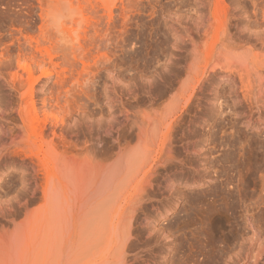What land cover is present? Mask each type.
<instances>
[{
	"label": "rangeland",
	"instance_id": "1",
	"mask_svg": "<svg viewBox=\"0 0 264 264\" xmlns=\"http://www.w3.org/2000/svg\"><path fill=\"white\" fill-rule=\"evenodd\" d=\"M77 1L0 0V264H264V0Z\"/></svg>",
	"mask_w": 264,
	"mask_h": 264
},
{
	"label": "bare ground",
	"instance_id": "2",
	"mask_svg": "<svg viewBox=\"0 0 264 264\" xmlns=\"http://www.w3.org/2000/svg\"><path fill=\"white\" fill-rule=\"evenodd\" d=\"M74 1H75V0H74ZM103 1H104V0H103ZM77 2H80V1L78 0ZM77 2H76V3H77ZM82 2H83V1H82ZM84 2H85V1H84ZM106 2H107V1H106ZM106 2H104V3L102 2L103 5H105V6H104V7H105V11H104V9H103V11L106 12V13L108 14V17H109V19H110L111 15H113V12H112V10H111V7L108 5L109 3L106 4ZM70 3H71V2H70ZM72 3H73V1H72ZM85 3H86V2H85ZM87 3H88V2H87ZM96 7H97V6H96ZM96 7H95V8H96ZM98 7H99V6H98ZM93 9H94V7H93ZM97 9H99V8H97ZM97 9H95V12H94V10L91 11V13H92V12L96 13V12L98 11ZM100 10H101V9H100ZM94 13H93V14H94ZM107 14H106V15H107ZM103 19H106V18H102V20H103ZM96 22H97V21H96ZM95 24L97 25V23H95ZM98 24H99V21H98ZM98 26H100V24H99ZM89 28H90V26H89V27H85L86 30H85V29H82V31H83V32H81L82 35L79 34V35L75 38L77 41H76V40H74L75 42L73 41V42H74L73 44L76 43V45H77V46H75V49H76L77 51H78V49L83 48V47H82L83 45H81V43H82L84 37L87 36V32L89 33V31L87 30V29H89ZM91 28H92V29H94V28H97V29H98L97 26H95V27H91ZM91 28H90V29H91ZM100 28H101V27H100ZM97 29H94V31H96ZM101 29H102V28H101ZM92 31H93V30H92ZM92 31H91L90 33H92ZM98 31H99V29H98ZM98 31H97V32H98ZM100 31H102V30H100ZM98 33H99V32H98ZM89 35H90V34H89ZM66 37H67V36H66ZM90 37H91V36H90ZM86 38H87V37H85V40H86ZM85 40H84V42H85ZM91 42H92V41H91ZM73 44H72V45H73ZM92 44H93V42H92ZM84 45H85V44H84ZM94 45H95V44H94ZM64 46H65V45H64ZM64 46H63V47H64ZM66 46H67V45H66ZM76 47H77V48H76ZM90 47H92V46H90ZM68 48H69V47H68ZM68 48L66 47V50H67ZM71 48H73V47H71ZM93 49H94V48H93ZM71 50H72V49H71ZM73 50H74V49H73ZM76 50H75V52H76ZM63 51H64V48L62 49L61 52H63ZM82 51H83V50H82ZM87 51H88V50H87ZM64 52H65V51H64ZM78 52H80V51H78ZM91 52H92V50H91ZM76 53H77V52H76ZM87 53H89V55H90V52H89V51H88ZM73 54H74V53H73ZM47 55H48V54H47ZM50 55H51V54H49V56H50ZM80 55L83 56V54H80ZM49 56H48V57H49ZM63 56H64V55H63ZM51 58H52V57H51ZM87 58H88L87 54H86V56L84 55V57H82V59H84V60H87ZM55 59H56V57H55ZM50 60H51V59H50ZM42 61H43V60H42ZM55 61H56V60H55ZM49 62H50V61H49ZM52 63H53V62H52ZM54 63H55V62H54ZM54 63H53V64H54ZM255 74H257V73H255ZM257 75H258V74H257ZM260 78H261V77H260ZM257 85H258V83H257ZM259 87H260V89H257V90H259L258 92H260V93H264V83H263V84L261 83ZM130 172H131V171H130ZM126 175H127V174H126ZM127 176H128V175H127ZM127 176L124 175L125 178H126ZM130 177H131V176H130ZM130 177H129V178H130ZM122 178H123V177H122ZM125 178H124V179H125ZM127 182H128V181H127ZM126 186H127V183H126ZM124 188H125V186H124ZM119 192H120V191H119ZM104 223H105V222H104ZM104 225H105V224H104ZM104 225H102V226H104ZM105 226H106V225H105ZM105 226H104V227H105ZM116 226H117V225H116ZM118 229H119V228H118ZM104 230H105V229H104ZM110 230H111V229H110ZM100 231H102V230H100ZM110 237H111V235H110ZM114 251H115V250H114ZM113 254H114V253H113ZM109 255H110V254H109ZM109 255H108V258H109ZM114 256H115V254H114ZM117 256H118V255H117ZM122 256H123V255H122ZM110 258H112V257H110ZM116 260H117V259H116ZM107 262H108V260H107ZM113 262H116V261H113ZM105 263H106V262H105ZM109 263H110V262H109ZM118 263L120 264V262H118ZM100 264H101V263H100ZM102 264H103V261H102ZM110 264H112V263H110ZM115 264H117V263H115Z\"/></svg>",
	"mask_w": 264,
	"mask_h": 264
}]
</instances>
